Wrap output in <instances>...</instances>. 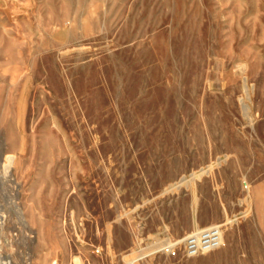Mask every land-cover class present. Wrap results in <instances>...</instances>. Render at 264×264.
Segmentation results:
<instances>
[{"label":"rangeland","instance_id":"rangeland-1","mask_svg":"<svg viewBox=\"0 0 264 264\" xmlns=\"http://www.w3.org/2000/svg\"><path fill=\"white\" fill-rule=\"evenodd\" d=\"M0 264H264V0H0Z\"/></svg>","mask_w":264,"mask_h":264},{"label":"built area","instance_id":"built-area-1","mask_svg":"<svg viewBox=\"0 0 264 264\" xmlns=\"http://www.w3.org/2000/svg\"><path fill=\"white\" fill-rule=\"evenodd\" d=\"M222 242L220 226H210L186 236L180 243L186 258H195L219 248ZM174 245H168L163 251L173 253Z\"/></svg>","mask_w":264,"mask_h":264}]
</instances>
